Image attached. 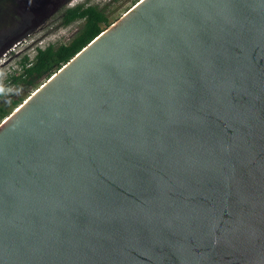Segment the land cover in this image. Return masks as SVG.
<instances>
[{
  "label": "water",
  "instance_id": "obj_1",
  "mask_svg": "<svg viewBox=\"0 0 264 264\" xmlns=\"http://www.w3.org/2000/svg\"><path fill=\"white\" fill-rule=\"evenodd\" d=\"M0 264H264V0H139L6 116Z\"/></svg>",
  "mask_w": 264,
  "mask_h": 264
},
{
  "label": "rangeland",
  "instance_id": "obj_2",
  "mask_svg": "<svg viewBox=\"0 0 264 264\" xmlns=\"http://www.w3.org/2000/svg\"><path fill=\"white\" fill-rule=\"evenodd\" d=\"M139 0H0V100L13 111L45 80L34 85L16 82L14 76L22 73L25 56L33 58L36 48L67 42L81 25V21L68 26L60 24L65 7L78 3L106 8L112 22L116 21ZM20 103V104H21ZM3 119H0V122Z\"/></svg>",
  "mask_w": 264,
  "mask_h": 264
},
{
  "label": "trees",
  "instance_id": "obj_3",
  "mask_svg": "<svg viewBox=\"0 0 264 264\" xmlns=\"http://www.w3.org/2000/svg\"><path fill=\"white\" fill-rule=\"evenodd\" d=\"M60 20L62 26H68L77 21H81V25L67 42L59 45L50 44L44 48L37 47L33 58L25 56L21 62L22 73L19 76H14L16 82L32 86L38 80L48 79L113 23L105 7L100 8L98 5H87L85 3L65 7L60 14ZM1 95H3V92H0ZM20 103V100L12 102L13 105ZM11 112L6 109L5 103L0 100V119H4Z\"/></svg>",
  "mask_w": 264,
  "mask_h": 264
}]
</instances>
